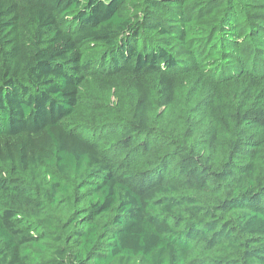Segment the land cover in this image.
<instances>
[{"label":"trees","instance_id":"obj_1","mask_svg":"<svg viewBox=\"0 0 264 264\" xmlns=\"http://www.w3.org/2000/svg\"><path fill=\"white\" fill-rule=\"evenodd\" d=\"M0 264H264V0H0Z\"/></svg>","mask_w":264,"mask_h":264}]
</instances>
